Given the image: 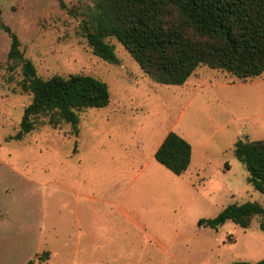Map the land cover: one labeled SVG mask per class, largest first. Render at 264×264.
I'll return each mask as SVG.
<instances>
[{
	"label": "rangeland",
	"instance_id": "rangeland-1",
	"mask_svg": "<svg viewBox=\"0 0 264 264\" xmlns=\"http://www.w3.org/2000/svg\"><path fill=\"white\" fill-rule=\"evenodd\" d=\"M63 1L68 8L89 2ZM78 25L59 0H0V264H38L46 252L39 264L264 260L261 218L247 229L199 226L234 203L264 206L234 153L239 138L264 140V74L241 83L201 66L183 86L158 84L116 39L119 64L95 56ZM5 28L39 77L86 74L109 85L110 105L82 112L78 136L70 124L55 129L41 118L13 139L32 95L9 61ZM171 131L193 148L185 175L151 160Z\"/></svg>",
	"mask_w": 264,
	"mask_h": 264
},
{
	"label": "trees",
	"instance_id": "trees-1",
	"mask_svg": "<svg viewBox=\"0 0 264 264\" xmlns=\"http://www.w3.org/2000/svg\"><path fill=\"white\" fill-rule=\"evenodd\" d=\"M62 9L79 19L78 35L100 59L119 64L110 39H116L158 84L185 85L201 66L219 70L248 83L264 74V0H88ZM9 61L21 67L22 92L32 95L24 110L19 132L21 141L34 131L41 118L52 128L70 124L79 135L81 113L105 109L111 103L109 85L86 74L38 76L34 63L24 58L19 37L9 28ZM236 158L248 172V183L264 193V140L239 138ZM192 145L175 131L169 132L155 154V160L177 176L192 162ZM261 218L264 206L257 202L234 203L213 219H201L199 226L218 229L233 222L247 229ZM49 253L40 262L49 260ZM29 264H34L31 261ZM238 264H251L241 262ZM255 264H264L261 260Z\"/></svg>",
	"mask_w": 264,
	"mask_h": 264
},
{
	"label": "crops",
	"instance_id": "crops-1",
	"mask_svg": "<svg viewBox=\"0 0 264 264\" xmlns=\"http://www.w3.org/2000/svg\"><path fill=\"white\" fill-rule=\"evenodd\" d=\"M168 134H169V132H168L166 135H163V136L160 138V140L158 141V143L155 145V147H154V149H153V152H152V155H151V160L155 159V154H156L157 150H158L159 147L162 145L163 141L165 140V138L167 137ZM151 162H152V161H151ZM129 165H131V164H129ZM192 165H193V158H192V162H191V165H190L188 171L191 169ZM147 166H148V164H147ZM188 171H187V172H188ZM187 172H186V173H187ZM186 173H185V174H186ZM185 174H183V175H185ZM119 209H120V211H121V213H122V215H123L124 217H127V218H129V219L131 218L130 215H129V213H128L127 211L123 210L122 208H119Z\"/></svg>",
	"mask_w": 264,
	"mask_h": 264
}]
</instances>
